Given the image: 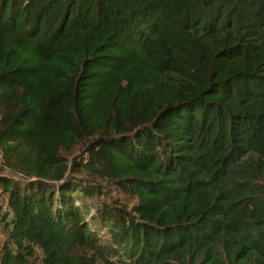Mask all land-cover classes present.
<instances>
[{
    "label": "trees",
    "instance_id": "1",
    "mask_svg": "<svg viewBox=\"0 0 264 264\" xmlns=\"http://www.w3.org/2000/svg\"><path fill=\"white\" fill-rule=\"evenodd\" d=\"M0 153V264H264V0H0Z\"/></svg>",
    "mask_w": 264,
    "mask_h": 264
},
{
    "label": "rangeland",
    "instance_id": "2",
    "mask_svg": "<svg viewBox=\"0 0 264 264\" xmlns=\"http://www.w3.org/2000/svg\"><path fill=\"white\" fill-rule=\"evenodd\" d=\"M84 153L85 152H84L83 146H80V145L76 146L75 149L68 156L69 162H71L73 158H80V157L84 156ZM0 162H1V153H0ZM2 175L7 176L8 178H10L14 181H21V179H22L21 175L11 173L9 171H4L2 173ZM113 195L121 197L120 194L116 193V192H113ZM0 208H2L1 213H3L6 210V205H5L3 198H0ZM86 220L88 221L89 218L87 217ZM93 228H95V227L93 226ZM105 232H106L105 229H98L97 235L100 236L101 238L105 237L106 236ZM2 237H4V233H3V227H2V225H0V240Z\"/></svg>",
    "mask_w": 264,
    "mask_h": 264
}]
</instances>
